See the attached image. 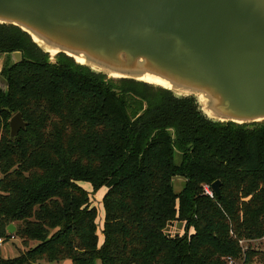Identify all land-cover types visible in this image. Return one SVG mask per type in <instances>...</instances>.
Segmentation results:
<instances>
[{
    "label": "trees",
    "instance_id": "trees-1",
    "mask_svg": "<svg viewBox=\"0 0 264 264\" xmlns=\"http://www.w3.org/2000/svg\"><path fill=\"white\" fill-rule=\"evenodd\" d=\"M0 54V237L13 225L25 249L0 264H264L239 245L264 236V122L214 123L192 97L51 61L12 25ZM15 113L26 127L11 139ZM216 180L220 197L203 190Z\"/></svg>",
    "mask_w": 264,
    "mask_h": 264
},
{
    "label": "water",
    "instance_id": "water-1",
    "mask_svg": "<svg viewBox=\"0 0 264 264\" xmlns=\"http://www.w3.org/2000/svg\"><path fill=\"white\" fill-rule=\"evenodd\" d=\"M0 25L21 30L50 60L64 54L107 79L192 97L214 123L264 122V0H0ZM8 126L14 139L22 114ZM220 185H211L218 197Z\"/></svg>",
    "mask_w": 264,
    "mask_h": 264
},
{
    "label": "rangeland",
    "instance_id": "rangeland-1",
    "mask_svg": "<svg viewBox=\"0 0 264 264\" xmlns=\"http://www.w3.org/2000/svg\"><path fill=\"white\" fill-rule=\"evenodd\" d=\"M52 61L54 59H51ZM3 78V77H2ZM175 159L177 161L179 160L178 157L176 156ZM83 187L89 191L90 186L87 183H82ZM173 187L175 191H178L180 188V181H173ZM105 188L99 189V191L96 194H90V202L92 206L95 207L96 212H98L97 215V229H98V236L101 240L102 234V224H103V214L104 212L102 211V204H101V198L105 192ZM183 231V226L179 222H172L170 225L167 226L166 233L170 235H179ZM30 247L33 245L30 244ZM252 247L256 250H264L263 246L261 244H254L252 243ZM24 247H22L20 240L15 238L13 241H8L0 245V254L3 258L8 259V258H15L19 254L20 251H24ZM38 264H71L69 260L61 261V262H51V263H45V262H39ZM235 264H241L240 262H235Z\"/></svg>",
    "mask_w": 264,
    "mask_h": 264
},
{
    "label": "built area",
    "instance_id": "built-area-1",
    "mask_svg": "<svg viewBox=\"0 0 264 264\" xmlns=\"http://www.w3.org/2000/svg\"><path fill=\"white\" fill-rule=\"evenodd\" d=\"M203 190L206 194L208 195H212V192L209 190V188L207 186H204L203 187ZM9 235V234H8ZM15 239V237L13 235H10L9 237L7 238H4V237H0V245H2L3 243L5 242H8V241H13ZM252 243L254 244H261L264 248V236L262 238H258V239H254L252 241H244V240H239V245L241 246V250H242V253L244 254L249 248H253L252 247ZM228 264H235V262L231 259V258H228Z\"/></svg>",
    "mask_w": 264,
    "mask_h": 264
}]
</instances>
